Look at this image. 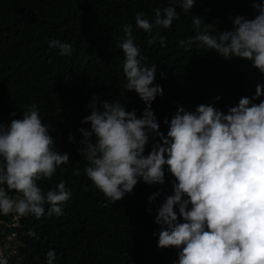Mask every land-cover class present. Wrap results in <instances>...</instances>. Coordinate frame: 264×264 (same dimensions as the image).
Here are the masks:
<instances>
[{"label":"clouds","instance_id":"obj_1","mask_svg":"<svg viewBox=\"0 0 264 264\" xmlns=\"http://www.w3.org/2000/svg\"><path fill=\"white\" fill-rule=\"evenodd\" d=\"M196 3L169 0L167 6L153 9L151 20L137 12L135 25L148 33L157 26L170 28L180 18L177 6L187 15ZM251 7L254 17L229 15L232 28L216 32L208 30L213 24L192 14L194 35L180 39L178 46L187 51L198 42L221 58L246 59L264 74V0H252ZM122 29L124 88L135 91L145 107L138 116L118 98L91 95L86 105L90 114L81 120L89 127L78 129L82 134L78 152L86 161L87 177L113 202L132 193L140 181L163 185L166 172L174 177L172 193L164 196L155 214L160 226L157 246L177 249L172 264H264V83H257L252 96H242L226 112L213 103L198 104L194 110L178 104L172 117L163 119L165 134L152 109L164 91L154 83L156 64L145 63L132 25ZM156 39L151 36L148 43ZM158 39L165 46L166 37ZM49 45L62 56L72 53L68 42L52 39ZM50 132L35 103L20 118L0 123V215L40 218L46 204L47 215L63 214L71 196L64 180L47 191L38 184L58 169L62 172L61 165L70 161ZM69 140L75 137L70 134ZM160 191L148 197L149 203ZM45 256L46 264H55L54 249ZM0 264H8L3 252Z\"/></svg>","mask_w":264,"mask_h":264},{"label":"trees","instance_id":"obj_2","mask_svg":"<svg viewBox=\"0 0 264 264\" xmlns=\"http://www.w3.org/2000/svg\"><path fill=\"white\" fill-rule=\"evenodd\" d=\"M169 0H0V123L20 118L35 103L56 146L69 153L51 179L38 181L45 191L63 179L71 196L63 214L0 215V240H10L12 249L2 245L0 252L8 264H46L45 254L54 249L55 264H172L175 247L160 248L155 223L156 209L164 196L172 193L171 174L163 185L143 181L132 193L115 202L98 190L84 172L86 161L78 152L80 127L92 94L119 99L129 110L141 115L144 102L135 91L124 88L122 25L131 24L134 42L145 63L156 64L154 83L163 87L152 109L165 134L178 104L194 110L201 103H213L227 111L242 96H252L264 74L239 57L224 59L198 42L189 50L178 46L180 39L194 35L192 14L200 15L210 32L230 30L229 15L252 18V0H197L190 14L179 6L180 18L170 28L155 27L152 33L138 29L135 14L142 11L149 20L153 9ZM205 24H202V28ZM151 36L157 39L149 44ZM159 36L166 37L161 46ZM58 39L72 45L70 55H60L49 41ZM219 96L220 100H215ZM264 99V97H262ZM259 102L258 100L256 101ZM15 113V116L12 114ZM75 137L69 140V135ZM158 139V138H157ZM152 140L146 146L150 151ZM57 149V150H59ZM160 191L156 200L148 197ZM14 191V190H13ZM146 209H151L149 212ZM29 232L32 235H29Z\"/></svg>","mask_w":264,"mask_h":264},{"label":"rangeland","instance_id":"obj_3","mask_svg":"<svg viewBox=\"0 0 264 264\" xmlns=\"http://www.w3.org/2000/svg\"><path fill=\"white\" fill-rule=\"evenodd\" d=\"M2 245H4L5 247H7V249H12L13 251L9 250L10 251V254H13L15 253V246L12 244V242H10V240H5V238L1 239L0 240V251L2 249Z\"/></svg>","mask_w":264,"mask_h":264}]
</instances>
